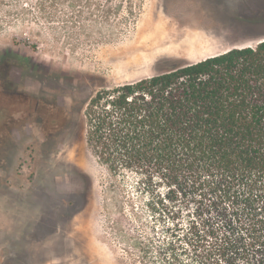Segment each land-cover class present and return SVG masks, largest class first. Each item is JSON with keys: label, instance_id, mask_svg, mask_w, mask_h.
Listing matches in <instances>:
<instances>
[{"label": "rangeland", "instance_id": "obj_1", "mask_svg": "<svg viewBox=\"0 0 264 264\" xmlns=\"http://www.w3.org/2000/svg\"><path fill=\"white\" fill-rule=\"evenodd\" d=\"M261 34L264 0H0V264H212L224 204L111 174L79 110Z\"/></svg>", "mask_w": 264, "mask_h": 264}, {"label": "trees", "instance_id": "obj_2", "mask_svg": "<svg viewBox=\"0 0 264 264\" xmlns=\"http://www.w3.org/2000/svg\"><path fill=\"white\" fill-rule=\"evenodd\" d=\"M258 37L105 86L79 110L87 148L111 174L158 180L169 199L193 191L224 204L212 264H264V34Z\"/></svg>", "mask_w": 264, "mask_h": 264}]
</instances>
